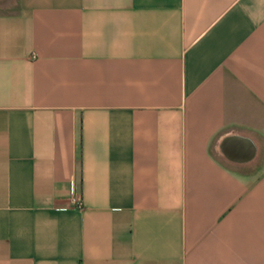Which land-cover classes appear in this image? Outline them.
<instances>
[{
  "label": "crops",
  "instance_id": "crops-1",
  "mask_svg": "<svg viewBox=\"0 0 264 264\" xmlns=\"http://www.w3.org/2000/svg\"><path fill=\"white\" fill-rule=\"evenodd\" d=\"M0 264H264V0H0Z\"/></svg>",
  "mask_w": 264,
  "mask_h": 264
},
{
  "label": "built area",
  "instance_id": "built-area-1",
  "mask_svg": "<svg viewBox=\"0 0 264 264\" xmlns=\"http://www.w3.org/2000/svg\"><path fill=\"white\" fill-rule=\"evenodd\" d=\"M75 192L72 191V194H74ZM72 202L74 203L75 207L76 208H81V203L80 201L78 200V198H76V196L72 199Z\"/></svg>",
  "mask_w": 264,
  "mask_h": 264
}]
</instances>
